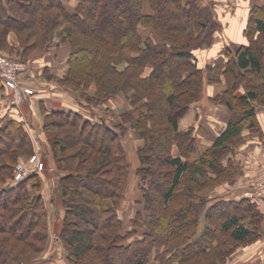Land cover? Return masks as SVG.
Instances as JSON below:
<instances>
[{
	"label": "trees",
	"instance_id": "trees-1",
	"mask_svg": "<svg viewBox=\"0 0 264 264\" xmlns=\"http://www.w3.org/2000/svg\"><path fill=\"white\" fill-rule=\"evenodd\" d=\"M66 1L69 0H24V3L19 0H0V49L15 48L8 40L11 30L18 34L20 44L18 47L21 48L19 52L23 56L27 55L26 53H38L47 49L53 34L65 30L67 34L64 39L70 45L68 59L70 70L75 67L73 60H77L79 54H82V58H80L82 61H87L90 58V53L86 54L84 51L88 49L92 51V57L90 63L87 64L92 68L106 70L97 73L99 74L97 76H91L95 79L94 82L99 83L100 86V88L98 85L96 86L97 97H109L117 91L115 89H121L105 79L106 72H109L110 75L124 76L126 74V78L132 77V81L145 84L148 89L161 90L164 106L172 108L173 111H164L158 98L152 100V104L165 112L178 151L177 154L170 152L171 143L164 149L163 160L169 168L170 176L166 190L159 192L160 208L164 211L170 207L176 194L193 195L191 190L196 191L198 188L190 184L195 182L196 176L206 177L208 168L215 169L218 163L222 165L223 161L229 165L231 158L227 152L230 140L238 137L246 127H255L257 130L260 127L254 104L261 100L259 94L264 96L262 53L259 54L251 43H242L235 50L222 49L221 52L224 54H220L209 66L210 70L213 69L218 73L230 72L232 74L233 84L231 87L229 85V87L221 89L222 92L219 95L223 96L224 104L228 108L231 109L234 105L239 106L241 115L228 120L225 128L216 134L211 146L204 149L195 158H191L197 149L195 138L190 128L185 131L178 130L176 113L183 111L188 106L191 101L189 96L198 92L200 78H202V70L197 67L196 57L192 51L193 46H199L200 42L192 45L190 43L194 38L200 37L199 33L205 30L207 40L204 39L203 43H210L213 38V30L220 27L212 6L203 0H75L73 8L70 9L66 5ZM170 14L176 15V19L172 18ZM178 18L180 22L177 20ZM141 26L143 28L151 27L156 33L162 35L166 32H162L163 28L170 33L174 32L176 38L169 41L172 42V45L169 46H173V49L165 47L164 41L163 48L159 46L161 43H152L147 50L140 49L139 43L143 39L140 33ZM189 29L198 31V34L192 30L188 31ZM244 32L247 35H253V37L254 35L257 37L264 35V5L256 3L249 9V18ZM180 36H183L184 39L179 40ZM167 37L169 36L162 38L167 39ZM249 38L252 39L251 36ZM254 43L258 44L257 41ZM262 50H264V46ZM123 51H136L137 54L130 55L127 58L126 68L120 70L112 58L115 52ZM143 52L145 53L141 55ZM146 61L151 62L152 68L144 75L141 72L145 68ZM247 71L254 74L258 82L255 85L250 81L252 88L247 89L245 93H239L236 91L237 87ZM162 73L166 75L164 80L161 76ZM79 80L77 73L67 74L65 78V81L72 85H77ZM75 87L73 88L75 89ZM76 89V95L83 96L84 89L83 91ZM81 100L82 105H90L89 99ZM177 108L178 111L174 112ZM46 112L49 117H58L61 124L65 122L72 128L74 127L77 133L76 141L83 142L100 156L92 160L93 164H89L88 169L80 165V170L77 166L76 168L82 172L75 171V175H73V171L66 168L68 171L60 179L63 184V194L70 191L66 181L72 176H74L73 183L75 184L83 185L84 181L93 184L92 187H89L91 189L89 192L93 194L91 202L94 207L87 209L84 206L69 205L66 212L75 215L82 222L87 221L90 225L92 223L101 225L97 235L91 227L79 230L73 226L76 222L66 217L65 224L62 225L58 233L62 234L61 239L67 250L68 264H78L79 262H81L80 264H93L84 263L83 260L87 252L95 247L96 237H101L105 242L108 241L103 247L102 260L105 263L100 260L104 264H110L107 261V255L116 250L127 254L125 257L117 259L116 264H160L165 256L166 259L175 256L179 261H183L206 253L207 249L213 246V240L217 237V228L222 232H229L231 238L239 242L249 234L247 226L243 223L241 211L244 212L246 208L250 209L244 206V203H247V206L255 204L245 197H239L238 200L236 198L235 200L217 199L208 205L206 217L209 221H215L216 226L212 228L209 223H206L208 227L206 231L207 234L209 233L207 238L204 235L193 237L194 229L197 228V217L195 201L191 196L188 205L173 209L170 211V216L159 214L152 221L147 219L145 211L147 206L143 201L144 208L131 219V225L134 228L146 225L148 230L143 231L142 236L132 238L137 229L122 231L121 218L116 215L113 204L110 205L105 199L109 197L118 199L121 186H123L121 183L126 182L128 175L118 127L111 128L103 117H100L98 121L91 122L88 118H84L80 113L72 110L50 109ZM141 114L138 121H141L146 129L148 119L144 114ZM142 127L144 128V126ZM145 129L141 130L145 131ZM149 129L150 127L146 130L149 131ZM60 138L55 137L53 140V146H57V149L53 151L56 162H63L64 158L67 159L65 156L59 157L67 149L65 140ZM31 143L32 140L24 126V120L5 119L0 122V182L11 175L19 149L26 146L31 147ZM151 145L147 147L146 144L142 149L141 154L143 155H140V160L142 164L146 165L137 169V173L142 178L141 182H143L140 190L144 199L151 195L155 197L156 194L152 189L154 180L146 174L149 168L147 164H153V161L150 160L153 151V144ZM30 151L32 148L29 149ZM84 160L88 164L91 157L88 155ZM66 166L71 167L68 164ZM99 171L108 172L110 177L99 176ZM79 174L84 175V181H81L82 178H78ZM38 178L35 173L24 177V180L21 179L23 181L16 186L13 197L8 193L11 192V189L0 186V245H5L9 238L14 237L22 239L27 248L32 246L33 239L42 237L43 240L46 237V222L43 221L46 211L41 203L40 194L30 195L39 187ZM183 180L186 184L182 183ZM36 226L43 228V231L36 233L33 231L32 233L31 229ZM2 234H5V237H1ZM178 234L184 235L183 237H186L187 240L177 251H171V247H168L170 238ZM181 241L182 239L177 243ZM154 248L158 250L157 255L152 253ZM11 250L6 247L0 249L1 264H33V260L28 262L29 256H22L21 252L18 257L12 254ZM133 256L136 258L134 259Z\"/></svg>",
	"mask_w": 264,
	"mask_h": 264
},
{
	"label": "rangeland",
	"instance_id": "rangeland-1",
	"mask_svg": "<svg viewBox=\"0 0 264 264\" xmlns=\"http://www.w3.org/2000/svg\"><path fill=\"white\" fill-rule=\"evenodd\" d=\"M19 1L24 3V0ZM203 1L212 6L214 13L219 20L220 27L217 30H213V38L211 37L212 41L210 43H203L205 42L203 41L204 39L207 40L205 33L206 30L200 32V37L197 39L194 38L190 43V45H192L200 42L199 46H193L192 51L196 57L197 67L202 70V78H200L201 82L198 86L199 89L197 90L198 92H196L197 94L195 93V96H189L191 101L183 111L176 113V118L179 131H185L188 128L192 130L197 149L194 151L191 158H195L198 154L203 152L204 149L209 148L216 134L220 131V129H217L216 133L202 132L197 126V124L201 123L198 122L199 117L197 113L193 112L191 109H196L197 111L202 112L205 117L216 121L221 125L222 130L225 128L228 120L237 118L241 115L239 106L236 107V105H234L233 108H228V106L224 104L223 96L221 97L219 95L224 87H229V85L231 87L233 84L232 74L230 72H227L226 74L218 73L213 69L210 70L209 66L213 64V61L220 56V54H224L221 52L222 49L230 48L231 50H235L237 45L241 44V42L246 44L251 43L259 54L262 53V58L264 60V50H262L264 46V35H260L259 37L254 35L253 37V35H247L244 32L249 18V9L256 3L264 5V0ZM74 3L75 0L66 1V5L70 9L73 8ZM175 16L176 15L174 14L171 15L172 18L176 19ZM177 20L180 22L179 18ZM190 30L192 29H189L188 31ZM192 31L198 34V31ZM162 32L165 33L162 35L161 33H156L151 27L143 28L141 26L140 33L143 39L139 43V48L147 50L152 43H161L159 46L162 47L164 46V41L166 44L165 47L173 49V46H169L172 45V42L169 41L176 38V35L174 32L170 33L164 28L162 29ZM66 34L65 30L61 33H54L47 49L38 53H26L27 55L23 56L20 55L19 52L21 51V48L18 47V34L11 30L9 31L8 40L13 46H15V48L10 49V47L8 49H0V56H4L9 60L21 61L27 65V70L23 74V77L28 79L23 78L24 80L26 79V82L20 79L18 86L21 89L29 87L32 91L31 93H25L22 96V100L16 105L21 106L26 95L29 99H33V102L31 103L32 105H29L32 108L31 110L33 111V114L31 113V117L24 120V126L32 140L31 147L26 146L19 149L20 151L15 159L11 175L4 178V180L0 182V186H5L6 188L11 189V192L8 193L13 197L16 186L19 182L21 183L24 180L23 178V180L15 181V175L18 169H36L34 172H28L25 177L37 173L39 177V187L36 191L31 192L30 195H33L34 193L40 194L41 203L46 211L43 218V221L46 222V237L43 240L42 237L39 239L32 238L34 240H32V246L26 248V244L22 239L13 237L9 238L5 245H0V249L3 247L12 249V254L18 257L22 252V256H29L28 262L33 260V264H68L66 260L67 250L61 239L62 234L60 235L58 233L62 225L65 224L64 220L66 217H69L71 221L76 222L75 225H72L79 230L91 227L98 235L99 229L101 228V225L99 224L93 225L92 223V225H90L87 221L82 222L75 215L66 212V208H68L69 205L84 206L87 209H92L94 207L91 202L93 194L89 192L91 190L89 187H92L93 184L85 183L83 180V174H79L80 176H78V178H82L81 181H84V186L79 183L75 184L73 183L74 176H72L66 181V183L69 184L70 191L68 190L67 194H63V184L60 181L61 177L68 170L73 171V175H75V171H79L76 167L79 166L80 168V165L88 169V165H91V163L93 164L92 160H95L100 156L98 153L88 148L83 142L76 141L77 133L74 130V127L72 128L70 124L65 122L61 124L58 121L60 120L58 117H49L46 115V113H48L46 110H55V106H58V101L63 102L64 105L68 106L63 107V110L78 112L84 118H88L91 122L98 121L100 117H103V119L106 120L105 122L107 125L111 128L118 127L120 130L118 134L123 148V157L127 162L128 175L126 182L124 184L121 183L123 186H121L122 188L118 199L110 197L105 199H107L110 205L113 204V209L117 213L116 215L121 218L123 222L122 231L137 229L136 234H133L134 236L132 238H138L139 236H142L143 231L148 230L146 225L136 226V228L131 225V219L138 212L143 210V201L145 206H147L145 209L148 216L147 219L149 218V220L152 221V219L155 220V217L159 214L163 213V215L168 214L170 216V211L173 209L188 205L192 196L196 205L195 214L197 217V228L194 229L193 237L204 235L207 238L209 233L207 234L206 231L208 229L206 223H209L212 228L216 226L215 221H209L206 217V208L208 205L212 204L214 200H235V198L238 200L239 197H245L250 200L243 195L245 191H258V193L264 191V131L259 124L260 127L258 130L255 127H246L238 137H234L230 140V143L228 144L229 150L227 152L231 158L229 165H226L223 161L222 165L218 163L215 169L208 168L206 177L201 178L196 176L195 182L190 184L198 188L196 191L191 190L193 195L188 196L186 193L181 195L176 194L174 198L175 200L172 201L170 207L163 211L160 208L161 203L159 201V192L166 190L170 176L169 168L163 160V153L164 149L167 148L170 143L172 145L170 152L177 154L178 151L177 144L174 142L176 140L173 138V133L170 132V125L166 120L164 112L173 111L172 108L164 106V101L160 94L161 90L148 89L147 85L132 81V77H130V79L126 78V74L124 76L110 75L109 72H106L105 79L108 80L109 83H112V85L121 87V89H115L117 91L109 97H97L95 90H97L96 86L99 83L94 82L95 79L91 76H97L99 75L97 73L106 70L92 68L91 65L87 64L90 63L89 61L92 57V51L89 49L84 51L86 54L90 53V58L87 59V61H82V59H80L82 58V54H79L78 59L75 61L73 60V65H75V67L70 70V64L68 63L70 45L68 41L64 39ZM164 36L169 37H167V39L162 38ZM249 36L252 37L251 40ZM145 38L150 39L146 40ZM182 39H184V37L180 36L179 40ZM254 41H257L258 44L254 43ZM144 53L145 52L141 53V55ZM133 54H137V52H115L112 61L120 70H123L127 66V58ZM42 62L48 63V65L43 66ZM144 64L145 68L141 74L145 75L152 68V65L150 61H146ZM76 73L80 78V82H78L77 85H72L65 81L67 74L74 75ZM161 76L163 80L166 77L164 73H162ZM91 78H93V80H91ZM250 81L256 85L258 79L254 74L247 71L244 77L240 80L236 91L239 93H245L247 89H251ZM74 86L79 90L82 89V91L84 89L82 94L84 97L81 96V94H78L81 98L76 95V87L74 89ZM42 87L43 89H40ZM182 87L185 86L182 85ZM10 91H8L7 94L9 95L8 103H11V100L14 97L12 90ZM258 93H260V91H258ZM36 95H41L40 101L36 100ZM44 95H47L49 101L55 103L51 104L48 101H45L48 104L47 106L44 105L41 102V100H45ZM259 97L261 100L254 104L257 119L258 117L264 118V96L259 94ZM155 98H158L161 101V107L164 108L163 112L152 104V100ZM81 99H89L88 101L90 102V105H82ZM29 106L28 108H30ZM176 111H178V108L174 112ZM140 113L147 117L148 120L146 124H148L147 128L150 127L149 131L146 130L147 128L145 129L146 126L141 121H138V119H140ZM142 126H144V128ZM141 129H145V131H142ZM55 137H61L65 140L67 145L66 152L59 155V157L65 156L67 158H64L63 162H56L54 159L55 156L53 155V151L57 149L56 145L53 146V140ZM150 143L153 144V151L151 152L150 159L153 161V164H147L149 168L147 169L146 174L154 180L152 189L156 194L155 197H152L151 195L147 199H144L140 190L143 182H141L142 178L139 176V173H137V169L142 165H146L141 163L140 155H143L141 154L142 149L146 144L148 147L151 145ZM31 148L32 151L29 152V149L31 150ZM88 155L91 157V160L86 164L84 158ZM120 163L122 162L120 161ZM66 164L71 167L68 168ZM59 167H62V169H59ZM98 174L105 178L110 177L108 172L99 171ZM182 183L186 184L184 180ZM251 186L254 188L249 189ZM243 205L250 208H246L244 212L241 211V214H243L241 216L243 217V223L247 226L249 234L240 242L231 238L229 232H222L217 228V237L213 240V246L207 249L206 253L191 258L190 260L183 261H179L175 256L167 259L165 256L163 257V262L160 264H264V202L261 205L255 204L254 206H247V203H244ZM31 230L32 233L33 231L36 233L42 232L43 228L41 229L40 226H36ZM35 235L38 236L37 234ZM181 236L182 235L178 234L170 238L168 247H171V251H177L183 244H185L184 242L187 239L186 237H183L184 235L182 238ZM1 237H5V234H2ZM181 239L182 241L177 243V241H180ZM107 242L103 241L101 237H96V245L87 252L85 259L83 260L84 263L104 264L105 261L102 260L103 247ZM152 253L157 255L158 250L154 248ZM125 255L127 254L116 250L112 254L107 255V261L110 264H116L117 259L122 258V256L125 257ZM133 257L134 259L136 258L135 256ZM80 263L81 262L78 264Z\"/></svg>",
	"mask_w": 264,
	"mask_h": 264
},
{
	"label": "crops",
	"instance_id": "crops-1",
	"mask_svg": "<svg viewBox=\"0 0 264 264\" xmlns=\"http://www.w3.org/2000/svg\"><path fill=\"white\" fill-rule=\"evenodd\" d=\"M242 43H244V42H241V44ZM235 45H237V44H235ZM239 45H237V47ZM45 62H42L43 66L48 65V63H45ZM23 78H26V77H23ZM23 78H21V80H24ZM26 79H28V78H26ZM26 79L24 80V82H26ZM40 89H43V87ZM8 91H10V90L7 89V87L3 84V82L0 78V122L2 120H5V119H17V120L18 119H21V120L29 119V117H31V113L33 114V111L31 110L32 108L29 106V105H32L31 103L33 102V99L32 98L29 99L26 95L24 97V102L22 103L21 106L20 105H12L10 102L8 103V98H9V95H7ZM44 96H45V100L44 99L41 100V102L44 105L47 106V104H48L45 101H48L51 104L55 103L53 101H49L47 99V95H44ZM36 97H37L36 100L40 101L41 95H36ZM28 106L30 108H28ZM63 107H68V106L64 105L63 102L58 101V106H55V109H63ZM191 110L193 112L197 113V115L199 117L198 122H201L200 124H197V126L202 132L205 131V132H215L216 133L217 129H220V131L222 130L221 125H219L216 121H214L208 117H205L202 112H199L196 109L195 110L191 109ZM258 120H259L260 125L263 128V131H264V118L258 117Z\"/></svg>",
	"mask_w": 264,
	"mask_h": 264
},
{
	"label": "built area",
	"instance_id": "built-area-1",
	"mask_svg": "<svg viewBox=\"0 0 264 264\" xmlns=\"http://www.w3.org/2000/svg\"><path fill=\"white\" fill-rule=\"evenodd\" d=\"M27 70V65L21 61L9 60L4 56H0V78L3 84L12 90L13 99L11 100L12 105L19 104L22 100V96L25 93H31V89L29 87H24L21 89L18 84L19 80L23 78V74ZM36 169H18L15 175V181L21 180L28 172H34ZM254 188L251 186L249 189ZM246 197H248L254 204L261 205L264 202V191L252 192L245 191L243 193Z\"/></svg>",
	"mask_w": 264,
	"mask_h": 264
},
{
	"label": "bare ground",
	"instance_id": "bare-ground-1",
	"mask_svg": "<svg viewBox=\"0 0 264 264\" xmlns=\"http://www.w3.org/2000/svg\"><path fill=\"white\" fill-rule=\"evenodd\" d=\"M24 177H25V176H24ZM24 177H23V178H24ZM23 178H22V179H23Z\"/></svg>",
	"mask_w": 264,
	"mask_h": 264
}]
</instances>
